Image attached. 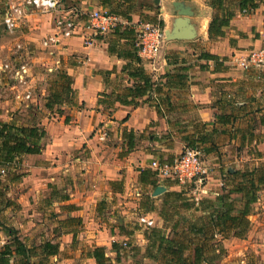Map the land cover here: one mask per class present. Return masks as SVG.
<instances>
[{
	"label": "crops",
	"instance_id": "obj_1",
	"mask_svg": "<svg viewBox=\"0 0 264 264\" xmlns=\"http://www.w3.org/2000/svg\"><path fill=\"white\" fill-rule=\"evenodd\" d=\"M65 1L68 4L61 3L63 9L79 6L87 11L102 6L100 0ZM181 1L196 35L166 37L154 58L140 56L153 80H161L162 90L137 97L138 104L118 100L130 92L136 80L123 69L127 59L110 50L117 38L114 33L97 36L89 44L80 36L63 38L50 51L37 54L34 43L48 49L42 41L56 31L54 18L59 12H31L17 30L18 38L32 48L35 63L46 61L57 69L62 64L75 91L74 100L64 102L59 112L45 106L49 93L44 92L38 101L42 111L20 116L24 113L18 112L21 105L5 80H0V121L36 122L45 130L40 152L21 153L2 171L7 195L15 202L2 211L17 209L23 218L13 222L14 232L0 231L1 242L19 235L34 247L33 264L42 259V264H97L89 255L96 246H105L116 262L113 243L133 238L135 233L116 232L117 227L113 230L98 219V202L106 194L124 197L120 199L124 209L146 208L161 184L167 188L164 195L181 193L194 203L189 212L200 215L205 212L202 200L215 199L224 187L229 188L228 171L251 170L264 162V63L247 68L239 63L251 50L264 48V0H257L258 6L248 11L240 9V0H226L221 7L212 6L210 0ZM113 6L128 10L127 15L118 13L123 27L134 28L146 20L172 29L180 15L174 0H114ZM227 8L234 11L230 25L223 28V35L211 36L214 15ZM118 42V50L129 47L126 39ZM207 53L216 57H207ZM180 70L187 83L165 85L167 77L162 76ZM53 112L58 117L51 118ZM202 134L206 135L204 141ZM190 140L205 150L212 164V173L200 188L180 192L179 185L158 181L151 168L142 173L143 164L154 158L172 159ZM258 193L246 234L218 235L227 252L220 264H264V184ZM147 212L148 216L160 215L155 208ZM54 214L59 222L48 220L45 225L44 216ZM159 218L164 224V218ZM136 235V241L145 246L144 233L138 230ZM46 240L59 244L58 253L47 258L39 254L40 244ZM128 258L122 253L116 263L130 264ZM19 259L15 255L9 264H17Z\"/></svg>",
	"mask_w": 264,
	"mask_h": 264
},
{
	"label": "trees",
	"instance_id": "obj_2",
	"mask_svg": "<svg viewBox=\"0 0 264 264\" xmlns=\"http://www.w3.org/2000/svg\"><path fill=\"white\" fill-rule=\"evenodd\" d=\"M113 1L100 0L102 7L108 8L116 14H128V10H119L118 7L113 6ZM225 1L210 0V4L214 7H221ZM257 6V0H240V9L242 11L252 10ZM233 16L234 11L228 8L221 15L215 14L209 27L210 35H223L225 33L223 28L230 25V20ZM112 33L117 38L114 40L115 42L110 44V50L117 51L118 55L127 59L123 69L131 78L136 80L130 87V92L125 96L119 97L118 100L122 103L138 104L137 97L151 94L154 90H162L161 80H153L152 75L146 71L142 64V58L138 54V46L136 44L137 31L135 27H123L120 24ZM122 39L128 41L129 47L118 50L116 49V44ZM206 56L216 57V55L210 53H207ZM183 70L176 73L169 72L162 76L167 77L165 85L181 86L186 84L184 73L181 72ZM58 75L62 80L64 78L68 79L67 83L62 84L64 85L62 92L71 95L73 98L75 91L71 85L72 79L62 70L58 72ZM50 95L46 96L45 106L49 110L59 112L54 109V100H59L58 95ZM71 101L73 100L69 102ZM44 134L45 130L36 122L27 124L15 121H0V212L7 206L15 205L14 200L7 195V185L2 178L3 169L11 164L15 157L21 153L40 152L42 150L40 140ZM200 139L204 141L206 135H200ZM187 146L204 150L195 140H190ZM130 147H132L131 144ZM228 173L230 176L228 179L229 188L224 187L223 192L215 199L202 200L201 203L204 202L205 204V212L203 214L196 215L194 212H188L190 213L188 214L189 219L182 216L181 219L174 220V215L180 213L178 208L180 206L176 202H170V207H168L166 205L169 200L166 199L163 206L160 207L159 214L164 218L165 223L172 221L171 229L168 230L167 225L149 227L145 231L147 242L144 246L143 256L152 262L137 261L135 264H219L218 259L223 256L226 249L222 241L219 240L218 235L221 234L224 237L230 235L244 236L249 228V214L252 204L258 199V192L261 185L264 184V162L251 170L242 171L237 169L234 172L228 171ZM183 191L185 192L186 189L182 188L180 192ZM234 194H240V196L236 197ZM167 196L168 198L171 196L181 197L180 200L182 201H190L177 191H170ZM190 203L193 207L194 203ZM1 230L5 233L14 232V229L6 224L0 228ZM117 246V242H114L113 248L117 252L116 262H119L121 260V252ZM40 247L42 252H39V254L46 258L57 254L59 251V244L51 240H46L40 244ZM33 248L29 247L17 234H14L11 240L4 243L1 242L0 237V264H9L11 258L15 255L20 256L17 264H33L30 261L31 256L36 253ZM186 252H193V254L189 256ZM89 255L94 257L97 264H117L107 254L105 246H96L89 252ZM42 263H45L44 259L41 260L40 264Z\"/></svg>",
	"mask_w": 264,
	"mask_h": 264
},
{
	"label": "built area",
	"instance_id": "obj_3",
	"mask_svg": "<svg viewBox=\"0 0 264 264\" xmlns=\"http://www.w3.org/2000/svg\"><path fill=\"white\" fill-rule=\"evenodd\" d=\"M62 0H7L0 1V29L15 36L14 57H0V80H5L7 89L19 105L37 103L35 94L33 64L29 60V47L16 35L24 20L31 12H59L55 18L56 31L43 39L42 45L50 48L63 38L83 37L86 44L92 43L95 37L114 32L122 24L119 15L105 7H95L84 11L77 6L69 9L61 7ZM137 31L138 54L147 59L154 58L160 51L167 32L160 22L139 21L135 25ZM247 68L264 63V48L251 50L239 61ZM52 71L56 66L47 67ZM51 118L58 117L51 113ZM151 168L158 180H168L187 190L200 188L212 173V164L205 153L197 147L185 146L172 159H152L141 169ZM139 221L146 228L155 225V219L147 214L141 215Z\"/></svg>",
	"mask_w": 264,
	"mask_h": 264
},
{
	"label": "rangeland",
	"instance_id": "obj_4",
	"mask_svg": "<svg viewBox=\"0 0 264 264\" xmlns=\"http://www.w3.org/2000/svg\"><path fill=\"white\" fill-rule=\"evenodd\" d=\"M63 2H64V4H62V6H66L68 4V1L62 0L61 3H63ZM79 8L81 9V7H79ZM40 13H42V12H40ZM55 18H56V16H55ZM14 37H15L14 35H11L5 31H3V30H2V32L0 31V57H6V58L7 57H14V53H13L14 52V43L16 41V39ZM17 37H19V36H17ZM165 39H164V41H165ZM33 48L35 50V53H37V54L40 51H43L44 53L46 51H50V48L45 50L42 47H38L35 43H34ZM28 50H29V60L33 64L32 67H33V74H34V79H35L34 85H35V90H36L35 94L37 95L38 99H40L42 97L44 92H46V94H48V93L51 94L50 96H52V94H53V96L58 95L59 100H57V101L54 100V107H55V110H57V111L61 110L60 107L62 106V104L64 102H69L70 100H74L71 97V95H67V94H64L62 92V87L64 86L62 84L67 83V81H68V79H66V78H64L62 80L58 75L59 71L64 70L63 65L62 64L60 65V66H62L61 67L62 69L59 68V69H54V70L50 71L47 69V67L50 66L49 64H51V63H46V61H45V63L40 62L41 64H38L37 62L35 63V61L33 60V57H32V53L34 54V52H32V48H29ZM39 105L40 104L38 103V101H37V103H35V102L32 103V105H30V106L27 104H23L20 107L21 111H18V112H24V113H19V115L24 116L25 114H28V112L34 111V110L35 111L36 110L42 111L41 109H39ZM207 159L209 161V158H207ZM138 195H141V193L138 192L137 196ZM120 199L123 200L124 197H122L120 195L111 196L109 194H106V197H105V199L102 200V203H100V201L98 202V205H100V207L98 210H96V215H98L97 217L99 220L107 223L109 226L111 225L110 228H112L113 230H114V228L117 227L118 230L116 232H123V233L133 232V233H135V236L133 238L130 237L129 239H124V240L121 238L117 241V244H118L117 248L120 249V252H122L123 255L126 254L129 257L128 259H130V261H131L130 264H135L137 261L151 263L152 261L150 259L145 258L143 256L144 245H140L136 241L138 238V236L136 235L138 230H141V232L144 233V235H145V231L148 230V228H146L144 225H142L140 223L139 217L141 215L148 214L147 211H149L150 209L155 208L157 210H160L161 209L160 206H163V202L167 199V195H164L163 192L160 194H154V198H153L154 201L152 203H150L149 206H147L146 208H143V207L138 206V205L132 206V207L127 205L128 208L124 209L122 207V203H120ZM180 199H181V197H170V199L168 198L169 201H168L166 206L170 207V205H169L170 202L171 203L176 202L178 204V206H180V207H178L180 210L179 211L180 213L174 215V220L175 219H181L182 216L184 218L186 217L189 219L188 214H190V213H188L189 212L188 209L190 207H192L191 203H190L192 201H182ZM128 209H130V210H128ZM149 215L153 216L151 214H149ZM154 216H153V218L155 219V225H159V226L167 225L168 226L167 229L168 230L171 229L172 221H169L167 223L162 224L160 222V218H159L160 215L159 216L154 215ZM21 218H23V215H20L19 210H17V209H12V210L10 209L7 212L1 211L0 212V228L3 227V225H5V224H9V226L13 227V222H15L16 220H20ZM127 218H129L130 223H125V222H127V220H126ZM58 219L59 218H58L57 214L48 215V218H46L44 216V218H43L45 225H47L48 220L49 221L52 220V222L57 224L59 222ZM122 253H121V255H122ZM186 254H188L189 256H192L193 252H186ZM226 254H227V252H225L223 254V256L218 259L219 264L222 261V259L225 258Z\"/></svg>",
	"mask_w": 264,
	"mask_h": 264
},
{
	"label": "water",
	"instance_id": "obj_5",
	"mask_svg": "<svg viewBox=\"0 0 264 264\" xmlns=\"http://www.w3.org/2000/svg\"><path fill=\"white\" fill-rule=\"evenodd\" d=\"M181 0H174V5L178 7L179 16L177 17L174 26L172 29H167V36L171 39H179V38H192L196 35L194 26L189 23L188 17H186L187 11L181 8L182 6ZM165 185H158L155 190L154 194H160L166 191Z\"/></svg>",
	"mask_w": 264,
	"mask_h": 264
},
{
	"label": "clouds",
	"instance_id": "obj_6",
	"mask_svg": "<svg viewBox=\"0 0 264 264\" xmlns=\"http://www.w3.org/2000/svg\"><path fill=\"white\" fill-rule=\"evenodd\" d=\"M45 2H47V0H45Z\"/></svg>",
	"mask_w": 264,
	"mask_h": 264
}]
</instances>
